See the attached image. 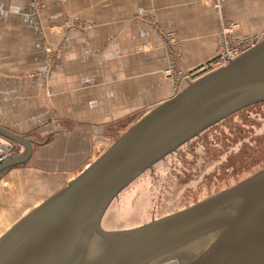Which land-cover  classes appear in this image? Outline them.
Wrapping results in <instances>:
<instances>
[{
  "label": "water",
  "instance_id": "water-1",
  "mask_svg": "<svg viewBox=\"0 0 264 264\" xmlns=\"http://www.w3.org/2000/svg\"><path fill=\"white\" fill-rule=\"evenodd\" d=\"M225 57L217 69L205 67L209 60L190 71L173 97L9 227L0 236V264H264V167L154 217L185 145L264 103V37ZM0 135L13 144L0 155L1 179L31 159L36 141L2 128Z\"/></svg>",
  "mask_w": 264,
  "mask_h": 264
},
{
  "label": "rangeland",
  "instance_id": "rangeland-1",
  "mask_svg": "<svg viewBox=\"0 0 264 264\" xmlns=\"http://www.w3.org/2000/svg\"><path fill=\"white\" fill-rule=\"evenodd\" d=\"M25 1L27 15L36 21L45 40L47 64L64 61L66 54L69 58L72 54L75 57L79 56L77 59L80 60L82 53L92 57L88 60L94 66L105 69L129 66L131 73L137 75L139 92L142 93L145 86H150L148 82H152L154 101L168 96L170 99L179 91L183 79L188 75L182 70L183 61L190 60L195 65L205 64L216 57L222 49L223 27L211 0H207V3L215 16L216 53L213 58L188 59L184 57L182 39L162 26L160 20L145 16H141L143 22L136 28L138 33L147 32L144 34L153 36L155 41L151 42V45L138 43V55L126 54V57L124 55L120 57L118 53L121 48L118 46L114 23L119 22L116 20L118 17H122V22L128 21L131 13L130 4L136 0ZM138 12L140 13V9ZM227 12L230 17L228 5ZM141 13H144V10ZM232 20L238 23L235 29V36L238 39L236 43L243 39L252 45L261 39L262 35L264 37V31L260 36L243 35L242 30L245 27L237 20ZM259 28L264 30V27ZM125 29L127 27L122 31ZM224 29H228V26L224 25ZM227 39L226 42L231 44V39L229 37ZM126 49L129 50L130 47L127 46ZM151 49L155 55L145 57L143 53ZM123 72L129 73V70L123 69ZM106 76L109 78L112 74ZM149 108L150 105L139 106L138 118ZM134 123L135 121L129 120L108 127L105 137L96 139L90 155L87 154L88 158L90 156L89 160L74 171L69 166L81 157L78 152L64 153V149L69 150L65 147L59 150L58 147L52 149L42 147L33 153L27 163L13 168L4 175L0 179V236L48 198L58 178L69 180L77 177L87 168L84 169L87 164L91 165L96 161ZM44 140L46 138H41V142ZM39 159L43 161L45 159L47 163H40ZM68 160H72L71 164ZM63 165H67V169H60L59 166ZM263 167L264 103H261L208 130L202 139L193 142L154 217L191 206L233 186Z\"/></svg>",
  "mask_w": 264,
  "mask_h": 264
},
{
  "label": "crops",
  "instance_id": "crops-1",
  "mask_svg": "<svg viewBox=\"0 0 264 264\" xmlns=\"http://www.w3.org/2000/svg\"><path fill=\"white\" fill-rule=\"evenodd\" d=\"M130 9L128 21L122 22V17H118L119 22L114 23L120 57L138 55V43L151 45L155 41L153 36L144 34L147 32L138 33L141 16L160 20L168 31L176 33L183 41L185 58L215 55V16L207 0H136ZM228 10L230 17L245 27L243 35L263 33L259 27H264V0H229ZM27 13L25 0H0V128L35 140L33 153L42 147L69 148L64 153L78 152L81 156L69 166L74 171L89 160L87 154L96 139L105 137L108 127L123 121L137 122L169 99L168 96L154 101L151 81L139 92L137 75L131 73V67L94 66L88 60L92 58L89 54L81 53L80 60L79 56L72 54L69 58L66 54L64 61L47 64L45 40ZM143 54L153 57L155 52L151 49ZM199 65L202 64L185 60L182 70L189 73ZM110 73L108 78L106 74ZM146 105L151 108L138 118L139 106ZM41 138L46 140L41 142ZM21 147L18 145L15 151H21ZM12 148L13 144L0 135V155ZM39 161L47 163L45 159ZM59 167L67 169V165ZM70 180L58 178L49 195Z\"/></svg>",
  "mask_w": 264,
  "mask_h": 264
},
{
  "label": "built area",
  "instance_id": "built-area-1",
  "mask_svg": "<svg viewBox=\"0 0 264 264\" xmlns=\"http://www.w3.org/2000/svg\"><path fill=\"white\" fill-rule=\"evenodd\" d=\"M211 4L216 14L219 16V22L222 28L221 39L223 40V44L221 45L222 49L218 53L216 57H214L210 64L206 65V68L209 69H217L221 65H225L229 59H226V55L230 57V59H234L239 54L253 47L256 42L252 45L248 44L246 41L242 39L241 42L238 41L235 32V29L238 26V23L230 19L227 12L228 0H211ZM227 22V23H226ZM224 25L228 26V29H224ZM231 39V44H228L226 40L227 38ZM181 86V85H180Z\"/></svg>",
  "mask_w": 264,
  "mask_h": 264
},
{
  "label": "flooded vegetation",
  "instance_id": "flooded-vegetation-1",
  "mask_svg": "<svg viewBox=\"0 0 264 264\" xmlns=\"http://www.w3.org/2000/svg\"><path fill=\"white\" fill-rule=\"evenodd\" d=\"M235 116V115H234ZM233 117V116H232ZM229 120V119H228ZM224 122V121H223ZM223 122H221L220 124H218V125H221ZM218 125H216V126H218ZM216 126L215 127H213L212 129H214V128H216ZM210 130V129H209ZM207 132V131H206ZM205 132V133H206ZM205 133H203L200 137H198V138H196V139H194V140H192V141H195V140H197V139H202L203 138V136H204V134ZM192 141L190 142V143H188V144H186L185 145V147H187V149H190V144L192 143ZM184 147V146H183ZM180 153V150L177 152V153H175L174 155H171V156H169L170 158H172L173 156H175V155H178ZM180 155V154H179ZM178 155V156H179Z\"/></svg>",
  "mask_w": 264,
  "mask_h": 264
}]
</instances>
